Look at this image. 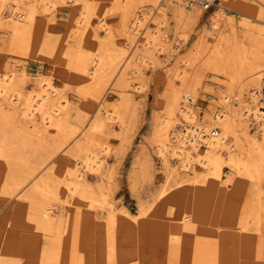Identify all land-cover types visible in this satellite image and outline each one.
<instances>
[{"label":"rangeland","instance_id":"374dc122","mask_svg":"<svg viewBox=\"0 0 264 264\" xmlns=\"http://www.w3.org/2000/svg\"><path fill=\"white\" fill-rule=\"evenodd\" d=\"M73 1L53 0V6L47 11L45 3L39 4L36 28L20 47L12 45L11 29L4 24L0 26V76L13 74L27 94L37 90L41 80H51L71 102V119L74 120L71 123L79 127L75 141L84 137L101 105V108L114 109L126 93L131 92L128 107L120 108L122 115L127 114L123 116L127 123L124 126L123 122L120 127L119 121L112 119L104 129L107 131L93 135L95 142L102 145L107 142L111 149L100 153L107 160L102 168L106 173L104 181L98 178L96 171L84 170V182L98 192L100 202H92L80 212L76 209L69 223L59 222L67 210L62 202L53 203L55 220L48 225L37 215L21 211L17 197L0 194V256L22 264H105L110 237L111 250L116 255L127 251L135 253L137 261L142 259L143 264H264V176L260 181V196L252 195L253 182L239 178L228 167L219 180L209 178L207 183L182 188L172 179L167 180L153 141L156 118L172 91L183 94L190 86V103L197 114L196 120L207 125L219 109L225 110L228 100L232 103L237 98L239 80L233 82L230 75L239 69L238 55L244 56L252 70L261 75L263 88L259 102L264 106V0H218L208 11L197 9L202 11L201 16L187 19L183 25L175 16L173 0H161L165 14L160 11L161 7L137 2L135 14L147 17L148 30L159 27L161 35L156 45L150 46L155 52V63L143 64L137 60L139 73L127 76L135 81L130 91L120 89L113 80L110 84L89 86L82 74L71 68L67 51H74L88 30L96 31L106 40L108 32L100 26L102 18L106 19L112 33V42L119 46L126 44L123 24L136 1ZM85 1L93 6L92 14L88 22L81 25L79 20ZM213 12L220 14L216 24L211 20ZM3 13L8 20L10 9ZM163 18L165 24L160 25ZM76 29L79 32L75 33ZM141 38L138 45L143 46L146 37ZM48 43L53 51L48 50ZM65 51L67 58H63ZM137 86L143 89L137 91ZM230 91L234 95L232 101ZM251 91L249 89V93ZM233 103L238 105L237 100ZM78 112L82 114L80 122L76 121ZM247 121L250 134H255V120ZM61 134L51 129L46 134V149L40 150L33 162L35 158H46L59 142L66 148L63 155L72 150L75 141L69 145L68 141L64 142L69 134ZM37 141L34 137L35 146ZM62 154L53 157L54 166ZM172 160V164L179 167V161ZM195 169L189 173H201L200 168ZM5 173V161L0 158V185ZM250 202L254 209L249 206ZM142 206L149 212L148 216H138ZM258 209L263 213L262 230H255L251 222V231H247L248 235L242 234L240 226L254 218L248 216ZM111 211L112 218L108 216ZM183 216L188 217L183 220ZM182 221L193 228L187 229L186 225L177 228Z\"/></svg>","mask_w":264,"mask_h":264},{"label":"bare ground","instance_id":"6f19581e","mask_svg":"<svg viewBox=\"0 0 264 264\" xmlns=\"http://www.w3.org/2000/svg\"><path fill=\"white\" fill-rule=\"evenodd\" d=\"M135 1L136 4L134 6L131 5L132 9H129L130 11L128 12L129 17L123 24L126 44L119 46V44L116 45L112 42V33L107 26L106 19L102 18L100 26L108 32L106 40H102L96 31L88 30L77 46L75 45L74 51H67L71 68L77 73H81L89 86L92 84L97 86L100 83L110 84L113 80L120 89L130 91L134 89L135 81L127 76L139 73L140 70L136 65V61H142L144 62L143 64H147L146 62L155 63V52L150 46L156 45L157 41H159L160 29L157 27L158 29L154 31L148 30L147 17L137 16L135 9L138 5L137 2L143 1L154 5V7H161L160 11L164 14L165 10L160 5L161 0ZM173 1L175 16L181 25L187 19L198 18L202 14V11H197L199 7L194 4L180 0ZM73 2L76 3L75 0ZM42 3L47 6L45 9L47 11L54 2L53 0H0V26L4 24L11 29L9 31L12 33V45L22 46L25 37L32 34L38 20L37 6ZM91 6L89 3L85 4L81 14L82 17L79 20L81 25L90 19L93 7ZM7 8L10 9L8 20L7 18L5 19V14L3 13ZM132 16H134L133 19ZM219 17L220 14L218 12H213L211 16L212 22H217ZM21 19L25 20L22 21ZM159 24H165L164 18ZM77 32H79V29H76L75 33ZM143 35L146 38L144 43H142L143 46H141L138 43L141 42L140 38ZM47 47L51 51L54 49L50 43L47 44ZM67 54L63 58H67ZM22 55L24 54L22 53ZM238 56L239 59L236 58L240 64L239 69L230 75L233 82L237 81V79L239 80V92L235 99L238 101V105L233 103L235 101H232L234 95L230 91L231 98H229L232 103L227 99L225 110L221 111L219 109L212 115L211 122L208 125L196 120L197 114L192 103H190V86L185 88V94H180L169 83L174 91L171 94L169 93L170 96L165 99L162 111L156 118L153 141L156 144L157 153L162 161L167 180L172 179L176 182L174 183L175 185L182 188L190 185L192 187L195 184H204L209 178L219 180L224 174L225 167H228L233 169L236 172L235 174L240 176L239 178H245L249 182H253L255 187L251 191V193L253 192L252 195L260 196L261 194L260 183L262 182L261 178L264 176V106H261L262 103L259 102L260 90L263 88L260 82L261 75L258 74V71L252 70L253 67L245 62L244 56ZM142 87L137 86V91L143 89ZM172 87L170 88L172 89ZM249 89H252L250 93ZM96 90L94 89V91ZM130 93H126L122 102H120L121 104L116 105L114 109L109 110L107 106L101 108L103 106L101 105L98 111L99 114L88 127L87 132H83L84 137L82 136V139L75 141L79 127L77 126L78 124L73 125L71 121L73 120L71 119V102L51 80H41L38 89L27 94L22 88L19 78L11 73L0 76V158L5 161L6 170L5 176L1 181L0 194L17 197L21 211L27 212L29 215H37L39 219L48 225L55 220L53 216L54 202H62V204L67 206L65 208L67 209L66 212H63V216L59 220L63 224L70 222L76 209L80 212L82 207L90 206L92 202H100L98 192L91 190L84 182V170L96 171L98 178L104 181L106 173L102 172V168L106 165V159L103 158L104 156L101 157L100 153L111 149H108L107 142L103 145L100 142H95L93 135L95 132L107 131H104V129L109 126V121H112V119H117L120 127L123 125L125 120L123 116L127 114L122 115L120 108L127 106L132 101L131 96H129ZM81 115L79 112L76 115L77 122L81 121ZM253 118H255L254 127L256 131L255 134H250V125L247 119ZM126 123L124 122V126ZM194 128L204 131L206 137L203 139V145L200 143L189 145V143L181 139L182 133L188 135ZM212 128H218L215 136H210ZM51 129L57 130L65 136L69 134L64 142L68 141L70 145L71 141H75L73 149L69 150V148V151H66L67 153L63 155L62 153L66 148L64 143L59 142L60 144L46 158H35V162H33L36 154L40 150L46 149L45 138ZM34 137L38 139L37 146L33 143ZM175 138L178 139V143L174 142ZM98 147H100V152ZM61 154V159L54 166L53 160ZM54 156L55 158H53ZM172 159L179 161V167L172 164ZM195 168H200L201 173L194 171V175L190 174L189 172H193ZM250 205H252V202L249 203ZM250 207H253V205ZM256 207L258 208V206ZM259 211L258 209L255 214L250 212L251 214L248 218H251V216L254 218H247L248 220L240 226L242 234L248 235L247 231L252 229H250V225L252 226L251 222L255 225V230H262L263 218L261 214L264 212L260 214ZM111 213L112 211L108 213L110 218L113 217ZM148 215L149 212L142 206L138 216ZM187 217L183 216L182 219L184 220ZM182 222V225L179 223L176 227L181 228L186 225L187 229L193 228L191 224ZM194 224L196 225V222ZM107 240L108 262L105 264H116L114 261L120 262L119 264H143L142 259L137 261L135 253L128 254L127 251V253L121 252L116 255L117 253L111 250L113 247L111 238L108 237ZM0 264L22 263L18 260L8 259L7 256H0Z\"/></svg>","mask_w":264,"mask_h":264},{"label":"built area","instance_id":"2783aa9c","mask_svg":"<svg viewBox=\"0 0 264 264\" xmlns=\"http://www.w3.org/2000/svg\"><path fill=\"white\" fill-rule=\"evenodd\" d=\"M180 1H183L189 4H194L197 7L205 11L210 10L214 5L218 3V0H180ZM253 119L255 120V118ZM217 132H218V128H212L210 131V136H215ZM204 137H206V135L204 134V131L199 128H194L191 132L188 133V135H184L183 133L181 135V139L189 143V145L193 143H200L203 145ZM174 140H175L174 141L175 143H178V139L175 138Z\"/></svg>","mask_w":264,"mask_h":264}]
</instances>
